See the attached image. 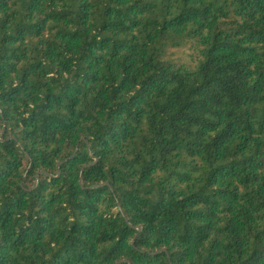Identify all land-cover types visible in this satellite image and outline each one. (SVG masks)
<instances>
[{
    "label": "trees",
    "instance_id": "1",
    "mask_svg": "<svg viewBox=\"0 0 264 264\" xmlns=\"http://www.w3.org/2000/svg\"><path fill=\"white\" fill-rule=\"evenodd\" d=\"M0 264H264V0H0Z\"/></svg>",
    "mask_w": 264,
    "mask_h": 264
}]
</instances>
